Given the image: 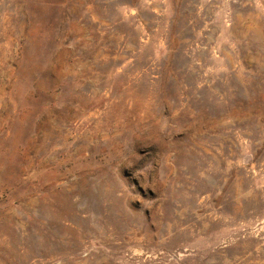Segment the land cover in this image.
Instances as JSON below:
<instances>
[{"label":"rangeland","instance_id":"rangeland-1","mask_svg":"<svg viewBox=\"0 0 264 264\" xmlns=\"http://www.w3.org/2000/svg\"><path fill=\"white\" fill-rule=\"evenodd\" d=\"M0 264H264V0H0Z\"/></svg>","mask_w":264,"mask_h":264}]
</instances>
